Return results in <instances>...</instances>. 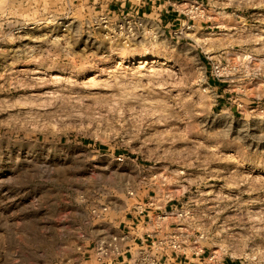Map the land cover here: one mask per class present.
I'll use <instances>...</instances> for the list:
<instances>
[{
	"label": "rangeland",
	"instance_id": "rangeland-1",
	"mask_svg": "<svg viewBox=\"0 0 264 264\" xmlns=\"http://www.w3.org/2000/svg\"><path fill=\"white\" fill-rule=\"evenodd\" d=\"M119 2L0 0V264H92V211L148 196L264 264V0H174L136 39L100 20Z\"/></svg>",
	"mask_w": 264,
	"mask_h": 264
},
{
	"label": "built area",
	"instance_id": "built-area-1",
	"mask_svg": "<svg viewBox=\"0 0 264 264\" xmlns=\"http://www.w3.org/2000/svg\"><path fill=\"white\" fill-rule=\"evenodd\" d=\"M189 15L194 12H203L198 3H193L187 8ZM188 15V14H186ZM150 14L141 13L139 9H124L120 11L109 10L107 15L100 20L111 32L112 38L136 39L151 27ZM62 25V22H59ZM127 195L135 197L133 191ZM146 201V202H145ZM156 196H148L142 205L132 208L137 214L136 224L133 229L121 230L110 238L97 240L88 244L84 254L92 264H190L189 257L201 258L206 254L205 232L190 224L193 217L191 210L181 200H171L161 210ZM170 210V211H167ZM109 212L108 206L94 209L92 213L97 219L105 220ZM133 216V213H130ZM155 223L158 231H149L139 234L136 230L139 223ZM208 260L213 264L216 256L209 253Z\"/></svg>",
	"mask_w": 264,
	"mask_h": 264
},
{
	"label": "crops",
	"instance_id": "crops-1",
	"mask_svg": "<svg viewBox=\"0 0 264 264\" xmlns=\"http://www.w3.org/2000/svg\"><path fill=\"white\" fill-rule=\"evenodd\" d=\"M173 1L174 0H120L119 3L113 6V11L117 12L122 9L126 11H129L130 9H139L141 13L151 15L153 11L157 9H162L161 11L163 12L166 6L172 5ZM166 12L167 10L164 11V13ZM216 89H218V86L216 87ZM123 207L125 208L123 202H119L115 206L118 211L123 210ZM109 213H111V209ZM130 213H133V216H130ZM137 214L141 215V212L130 211L127 212L120 219L117 218V216L112 218L111 214H108V217L103 221L104 223H102V225L96 224L95 228H97L95 230L96 232H94V236L96 238L94 240L97 241L101 239L110 238L114 234H118L121 230H127L129 228L133 229V226L131 225L136 224L137 221H139L133 218L137 217ZM136 230L139 234H144L145 232L149 231H158V228L153 222L148 224L139 223ZM189 259L190 264H213L208 260L207 254L203 255L201 258L191 256L189 257Z\"/></svg>",
	"mask_w": 264,
	"mask_h": 264
},
{
	"label": "bare ground",
	"instance_id": "bare-ground-1",
	"mask_svg": "<svg viewBox=\"0 0 264 264\" xmlns=\"http://www.w3.org/2000/svg\"><path fill=\"white\" fill-rule=\"evenodd\" d=\"M122 59H126V61L132 60L134 63L150 64L156 58L154 57V55L147 56L144 54H140L135 57H129V58L122 57Z\"/></svg>",
	"mask_w": 264,
	"mask_h": 264
}]
</instances>
